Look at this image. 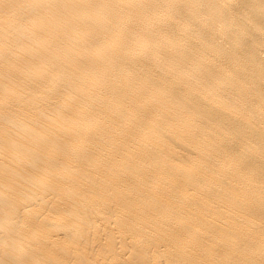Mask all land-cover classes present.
Instances as JSON below:
<instances>
[{
    "label": "bare ground",
    "instance_id": "1",
    "mask_svg": "<svg viewBox=\"0 0 264 264\" xmlns=\"http://www.w3.org/2000/svg\"><path fill=\"white\" fill-rule=\"evenodd\" d=\"M0 264H264V0H0Z\"/></svg>",
    "mask_w": 264,
    "mask_h": 264
}]
</instances>
